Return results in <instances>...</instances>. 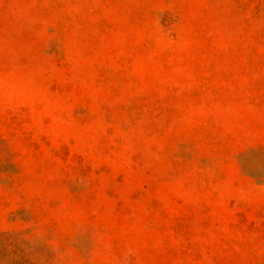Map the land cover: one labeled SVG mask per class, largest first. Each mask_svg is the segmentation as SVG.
Masks as SVG:
<instances>
[{
  "label": "rangeland",
  "instance_id": "1",
  "mask_svg": "<svg viewBox=\"0 0 264 264\" xmlns=\"http://www.w3.org/2000/svg\"><path fill=\"white\" fill-rule=\"evenodd\" d=\"M0 264H264V0H0Z\"/></svg>",
  "mask_w": 264,
  "mask_h": 264
}]
</instances>
